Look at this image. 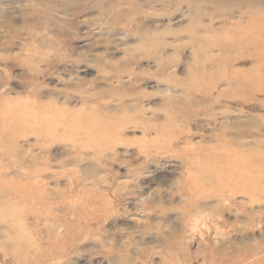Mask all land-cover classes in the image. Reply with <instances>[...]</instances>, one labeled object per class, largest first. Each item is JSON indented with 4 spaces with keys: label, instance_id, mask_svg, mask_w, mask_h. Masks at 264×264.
Wrapping results in <instances>:
<instances>
[{
    "label": "rangeland",
    "instance_id": "1",
    "mask_svg": "<svg viewBox=\"0 0 264 264\" xmlns=\"http://www.w3.org/2000/svg\"><path fill=\"white\" fill-rule=\"evenodd\" d=\"M0 264H264V0H0Z\"/></svg>",
    "mask_w": 264,
    "mask_h": 264
}]
</instances>
